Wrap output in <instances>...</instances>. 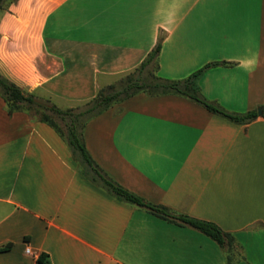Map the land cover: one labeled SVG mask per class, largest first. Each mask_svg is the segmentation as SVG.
Returning a JSON list of instances; mask_svg holds the SVG:
<instances>
[{
    "label": "crops",
    "instance_id": "crops-1",
    "mask_svg": "<svg viewBox=\"0 0 264 264\" xmlns=\"http://www.w3.org/2000/svg\"><path fill=\"white\" fill-rule=\"evenodd\" d=\"M25 2L30 23L15 14L20 1L0 18V76L61 110L132 72L159 37L162 79L219 62L197 80L204 99L237 114L264 104V0ZM9 16L25 30L14 34ZM121 107L83 129L94 163L145 201L229 233L232 264H264V118L234 123L174 94L139 93ZM6 245L0 264H36L41 253L50 264H228L198 230L92 184L51 127L9 114L0 97Z\"/></svg>",
    "mask_w": 264,
    "mask_h": 264
},
{
    "label": "trees",
    "instance_id": "trees-1",
    "mask_svg": "<svg viewBox=\"0 0 264 264\" xmlns=\"http://www.w3.org/2000/svg\"><path fill=\"white\" fill-rule=\"evenodd\" d=\"M161 38L159 37L154 48L146 55L143 61L132 72L118 80L117 84H111L98 90L96 96L86 102L85 109L76 111L73 108L61 110L48 101L46 105L39 104L32 95L16 86L14 83L0 76V97L5 104H36L51 116L60 119L64 126L61 128L49 114H43L39 120L51 127L67 144L73 158L78 162L82 175L92 184L104 190L107 194L118 201L147 209L154 216L169 220L177 225L190 226L214 240L220 247L225 249L228 264H232L234 252L233 237L221 230L216 224L204 220H198L189 216L176 214L168 208L155 205L145 201L143 198L126 190L112 179H110L91 159L86 151L83 141V129L86 123L93 117L98 116L112 105L144 93L149 96L174 94L190 99L196 104L204 107L208 112L219 115L234 123H248L257 118L255 110L237 114L226 111L220 106L204 99L197 86V80L203 72L212 66L222 63L215 62L206 65L194 72L187 78L179 81L162 79L157 75V58L160 51ZM261 117L264 118V104L260 107ZM10 245L3 246L0 251H5ZM36 264H50L48 255L39 254L35 260Z\"/></svg>",
    "mask_w": 264,
    "mask_h": 264
},
{
    "label": "rangeland",
    "instance_id": "rangeland-1",
    "mask_svg": "<svg viewBox=\"0 0 264 264\" xmlns=\"http://www.w3.org/2000/svg\"><path fill=\"white\" fill-rule=\"evenodd\" d=\"M19 1H20V4L16 5L17 3H19ZM24 1H27V0H24ZM10 5H12V6L16 5V6H14V7H16L15 14L19 17V20L23 19V22L30 23L29 21L31 19L30 18L31 12L29 10H27L25 7L23 8V6L26 5V2L23 3V5H22V0H0V18L1 19L5 20L8 18V14H7L8 10L7 9L10 7ZM22 15H23V18H22ZM6 22H8L10 26H13V30H14L13 33L14 34L16 33V35H17V32L22 31V28L25 30V28L20 23L15 22L11 18V16H9V20H7ZM31 24L33 26V23H31ZM32 30H34V29H32ZM21 38H22V35H21ZM2 46H5V44L3 42H2ZM117 82H118V80L114 84H117ZM35 101L39 104L46 105V102L48 100L35 98ZM85 104L86 103L80 104V105L76 106V108H73V109H75L76 111H81V110L85 109V107H86ZM121 104H122V102L115 104V105H112L109 109H112V111L114 113H118L122 109ZM6 111L9 114H11L12 112H15V111L20 112V113L26 115L30 121H39L43 114H49V112H47L46 110L44 111L40 106H38L36 104H33V105L6 104ZM51 117L61 128H63L64 123L60 119H58L55 116H51ZM232 255H233V257H235L234 252L232 253Z\"/></svg>",
    "mask_w": 264,
    "mask_h": 264
},
{
    "label": "water",
    "instance_id": "water-1",
    "mask_svg": "<svg viewBox=\"0 0 264 264\" xmlns=\"http://www.w3.org/2000/svg\"><path fill=\"white\" fill-rule=\"evenodd\" d=\"M261 111H262L261 108H258V109H257V115H258V116L261 115Z\"/></svg>",
    "mask_w": 264,
    "mask_h": 264
},
{
    "label": "built area",
    "instance_id": "built-area-1",
    "mask_svg": "<svg viewBox=\"0 0 264 264\" xmlns=\"http://www.w3.org/2000/svg\"><path fill=\"white\" fill-rule=\"evenodd\" d=\"M26 253H29V250L26 249Z\"/></svg>",
    "mask_w": 264,
    "mask_h": 264
}]
</instances>
